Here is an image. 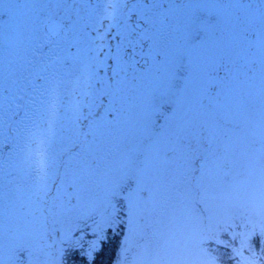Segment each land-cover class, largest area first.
Wrapping results in <instances>:
<instances>
[{
	"label": "snow or ice",
	"instance_id": "1",
	"mask_svg": "<svg viewBox=\"0 0 264 264\" xmlns=\"http://www.w3.org/2000/svg\"><path fill=\"white\" fill-rule=\"evenodd\" d=\"M117 229L119 264H264V0H0V264H97Z\"/></svg>",
	"mask_w": 264,
	"mask_h": 264
},
{
	"label": "rangeland",
	"instance_id": "2",
	"mask_svg": "<svg viewBox=\"0 0 264 264\" xmlns=\"http://www.w3.org/2000/svg\"><path fill=\"white\" fill-rule=\"evenodd\" d=\"M23 2V0H21ZM67 99V98H66ZM36 108H39V105H36ZM32 121L39 122V115L37 112H33L30 118V121L28 122V126L31 128V123ZM59 127V126H58ZM33 132H36L35 128H31ZM18 134L16 135L15 143L20 146L21 149L24 148L25 145V128L23 125L18 126L17 129ZM252 135L250 137V140L246 143L245 147L247 149L246 154L241 156L238 165H237V176L236 179L239 182V188H243L246 185V182L249 181L250 179V171L253 168H256L258 170V165H259V131L258 129L253 128L251 130ZM39 139V133L37 132L36 134V140L38 141ZM31 147H36V144H31ZM24 158V152L23 151H18L14 156H13V162L18 166L20 169V175H23L24 172V164L22 163V160ZM234 209L232 207H226L222 209V214L224 212H230L233 211ZM96 219H99V215L96 216ZM157 223H156V228L157 230L162 234V241L163 238H166L169 235L170 231H178L179 228L181 227L180 223H173L169 217L168 213H165L157 218ZM126 234V231H124V234L121 237L120 241V247L116 256V259L113 264H119L120 261L124 259V254L122 253L121 250V244L122 241L124 240V236ZM91 238V235L88 237V239ZM133 259V256L131 254L128 255V261L129 264H131V261Z\"/></svg>",
	"mask_w": 264,
	"mask_h": 264
},
{
	"label": "trees",
	"instance_id": "3",
	"mask_svg": "<svg viewBox=\"0 0 264 264\" xmlns=\"http://www.w3.org/2000/svg\"><path fill=\"white\" fill-rule=\"evenodd\" d=\"M99 219H100V216H99ZM88 233L89 234L85 237V239H88V237L91 235V229L88 230ZM123 234H124V231L122 232L119 229L109 231L107 233L102 249L97 257V264H113L114 263L119 247H120L121 237ZM76 235H79V233H76Z\"/></svg>",
	"mask_w": 264,
	"mask_h": 264
},
{
	"label": "flooded vegetation",
	"instance_id": "4",
	"mask_svg": "<svg viewBox=\"0 0 264 264\" xmlns=\"http://www.w3.org/2000/svg\"><path fill=\"white\" fill-rule=\"evenodd\" d=\"M91 3L95 4V3H100V2H104V0H90ZM86 20L89 23H92L93 25L99 27L100 25L97 24V21L100 19L99 15L97 14V12L92 11V10H88L84 13ZM109 23V21H104L103 22V27H107V24ZM101 30H103V28H101Z\"/></svg>",
	"mask_w": 264,
	"mask_h": 264
}]
</instances>
